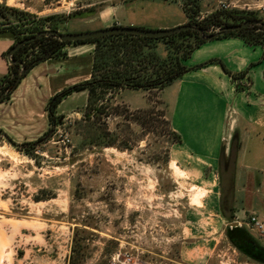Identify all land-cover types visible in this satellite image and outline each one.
<instances>
[{
	"label": "rangeland",
	"instance_id": "obj_1",
	"mask_svg": "<svg viewBox=\"0 0 264 264\" xmlns=\"http://www.w3.org/2000/svg\"><path fill=\"white\" fill-rule=\"evenodd\" d=\"M188 1L192 2L0 0V4L37 19L60 15L46 26L69 33L104 28L108 17L111 26L133 22L154 29L185 13ZM198 3V20L222 8L255 11L264 18V0ZM71 14L78 18L64 19ZM188 21L187 16L185 24ZM5 22L0 16L1 27ZM173 95L172 88L163 95L121 91L112 101L113 107L119 106L113 111L119 113L101 122L96 144L92 138L85 142L84 126L78 122L86 97L75 92L58 105L62 124L36 149L35 158L11 145L5 135L19 144L33 141L42 135L44 118L26 113V120L19 121L29 127L9 134L0 127V264H70L73 256L82 264H261L241 254L227 237L233 221L221 211L218 163L208 165L186 152L174 142L171 125L166 128ZM233 114L227 108V124ZM244 227L257 238V231Z\"/></svg>",
	"mask_w": 264,
	"mask_h": 264
},
{
	"label": "crops",
	"instance_id": "obj_2",
	"mask_svg": "<svg viewBox=\"0 0 264 264\" xmlns=\"http://www.w3.org/2000/svg\"><path fill=\"white\" fill-rule=\"evenodd\" d=\"M109 18L103 20L104 28L112 25ZM185 23L187 16L181 12V16L169 18L154 29ZM134 25L142 27L126 24ZM4 27L0 26V79L9 71L5 53L15 41ZM94 47L93 43L67 45L66 57L48 59L30 70L13 91L12 101L0 103V127L8 134L15 128L29 127L21 122L31 113L32 117L44 118L41 129L42 134L46 132L44 109L49 99L64 87L90 78ZM210 59L221 60L230 73L219 62H212L168 85L162 95L168 88L174 95L173 113L167 116L171 128L181 136L177 143L186 152L208 165L218 163L219 203L224 196L232 214L227 218L245 226L249 215L255 214L264 222V46L248 44L240 36L217 38L197 48L188 64ZM82 93L87 102V91ZM229 107L234 114L227 124ZM257 239L264 245L263 235L258 233Z\"/></svg>",
	"mask_w": 264,
	"mask_h": 264
},
{
	"label": "trees",
	"instance_id": "obj_3",
	"mask_svg": "<svg viewBox=\"0 0 264 264\" xmlns=\"http://www.w3.org/2000/svg\"><path fill=\"white\" fill-rule=\"evenodd\" d=\"M191 1L184 5L185 13L189 17L188 24H199L205 35L214 34L217 29L226 26L239 25L259 18L255 11L222 8L198 20L200 4L198 0ZM90 10L93 12V9ZM10 15L14 16L15 20L10 19ZM0 16L6 21L3 30L9 31L15 39L13 46L47 30L58 32L56 26H46V24L59 20L60 15H49L37 19L31 13L0 4ZM68 18L75 19L78 16L71 14L64 19ZM229 36H240L248 44L264 46V26L262 25L225 31L217 38ZM207 41L209 40H206L196 29H187L164 37L115 33L75 42L62 41L56 34L45 33L15 51L8 73L0 79V95L7 92L2 102L11 98L22 79L36 65L48 59L66 57L65 48L70 44H94L91 76L87 80L62 89L49 99L46 107L49 127L37 139L19 144L8 135L5 136L11 145L35 158L36 149L47 143L56 133L57 126L62 124L63 118L57 115L58 105L75 92L87 91L83 117L78 123L84 126L85 142L92 138L91 142L96 143L102 134L101 122L108 120L113 113H119L113 111L118 110L119 106L113 107L112 101L121 91L132 89L160 94L174 81L212 62H219L224 70L230 73L219 59H210L193 66L188 64L195 50ZM8 54L9 52L5 53V56L8 57ZM237 76L233 75L234 78ZM160 103H162L161 100ZM161 115L165 116L164 113ZM169 124L165 122L166 128ZM92 130L94 131L91 132ZM168 130L175 137L174 142H181V136L176 131L172 128ZM113 144L104 143V146H113ZM227 237L241 254L264 264V245L246 227L229 228ZM70 264H82L81 259L73 256Z\"/></svg>",
	"mask_w": 264,
	"mask_h": 264
},
{
	"label": "water",
	"instance_id": "obj_4",
	"mask_svg": "<svg viewBox=\"0 0 264 264\" xmlns=\"http://www.w3.org/2000/svg\"><path fill=\"white\" fill-rule=\"evenodd\" d=\"M252 25L264 26V18L248 20L239 25L226 26V27L216 30V32L211 35H205L204 30L201 28L199 24H183V25H179L177 27L168 28V29H147V28L136 27V26H110V27H105V28L92 30V31L69 32V33H59L57 31L47 30L45 32H41L37 34L36 36L27 38V39H24L18 42L15 46L12 47V49H10L9 54H8V59L10 62H13V55L17 49H19L22 45H24L27 42L41 37L45 33L56 34L59 37V39L62 41L75 42L78 40H88L91 38L102 37V36L115 34V33H126V34H133V35L146 36V37H164L167 35L177 33L179 31H183L187 29H196L201 33V35L206 40H213L219 37L220 35H222L225 31L238 30V29H242L244 27H248ZM6 93L7 92H4L0 95V103L5 98ZM233 224H237V223L235 222Z\"/></svg>",
	"mask_w": 264,
	"mask_h": 264
},
{
	"label": "built area",
	"instance_id": "obj_5",
	"mask_svg": "<svg viewBox=\"0 0 264 264\" xmlns=\"http://www.w3.org/2000/svg\"><path fill=\"white\" fill-rule=\"evenodd\" d=\"M264 10V6L262 7ZM225 9V8H224ZM218 30V29H217ZM238 225H242L238 220L236 221ZM250 230L257 231L260 235L264 236V222L261 221L255 214L249 215L247 221L244 223Z\"/></svg>",
	"mask_w": 264,
	"mask_h": 264
},
{
	"label": "flooded vegetation",
	"instance_id": "obj_6",
	"mask_svg": "<svg viewBox=\"0 0 264 264\" xmlns=\"http://www.w3.org/2000/svg\"><path fill=\"white\" fill-rule=\"evenodd\" d=\"M227 200L225 199V197L223 196L222 197V200H221V202H220V207H221V211H222V213H223V215L225 216V217H228V218H231V213H230V210H229V208H228V205H227V202H226ZM236 221H234L233 223H235ZM233 227H244L243 225H238V224H231L230 225V228H233Z\"/></svg>",
	"mask_w": 264,
	"mask_h": 264
}]
</instances>
